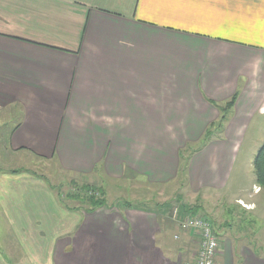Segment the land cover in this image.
Masks as SVG:
<instances>
[{
	"label": "crops",
	"instance_id": "obj_1",
	"mask_svg": "<svg viewBox=\"0 0 264 264\" xmlns=\"http://www.w3.org/2000/svg\"><path fill=\"white\" fill-rule=\"evenodd\" d=\"M234 95L223 139L189 161L193 191L225 185L264 119V0H0V127L12 114L18 160L99 187L163 184L178 173L179 137L197 141ZM127 203L66 210L40 180L0 173V264H193V232ZM228 240L216 264H264L251 242Z\"/></svg>",
	"mask_w": 264,
	"mask_h": 264
},
{
	"label": "rangeland",
	"instance_id": "obj_2",
	"mask_svg": "<svg viewBox=\"0 0 264 264\" xmlns=\"http://www.w3.org/2000/svg\"><path fill=\"white\" fill-rule=\"evenodd\" d=\"M5 115L7 116L6 124L0 127V173L27 174L40 180L46 184L62 208L87 213L95 211L96 209L93 211L86 209L89 207L87 197L92 192L84 191L83 186L85 185L94 187L95 195L103 196L105 192L104 198L108 205L115 204L117 208L121 202H142L153 209L159 207L160 211L162 209V211L170 213V217L168 213L169 222L174 221L171 218L174 207L178 208L179 215V204H184L186 207H197L199 209L197 216L207 218L211 222L215 237L220 244L219 251L221 243L226 237L229 239L226 242H233L236 246H239L241 242H251L252 250L264 255V188L257 185L253 168L254 158L264 142L263 118L256 117L253 120L242 143L237 147L225 185L220 189L203 187L199 192H196L189 186V180L184 175L186 170L183 172L182 170L188 169L191 157L202 150L211 140L223 139V135L215 129L218 119L207 126L208 134L205 129V133L203 132L197 141L186 142L182 137H179L181 145L176 150L178 175L174 179L163 184H149L147 182L140 183V181L138 183L111 181L102 177V189L97 184L87 182V178L72 176L64 172L54 161L38 158L33 161L31 156H27L24 161L18 160L17 155L7 147L8 128H11L14 118L12 114ZM212 124L213 126H211ZM187 138L185 136V139ZM206 139L211 140L202 146ZM13 171L15 173H12ZM164 203H169V207L165 208ZM238 206H242L249 212L245 214L240 211ZM223 232L224 234L221 236L220 234Z\"/></svg>",
	"mask_w": 264,
	"mask_h": 264
},
{
	"label": "built area",
	"instance_id": "obj_3",
	"mask_svg": "<svg viewBox=\"0 0 264 264\" xmlns=\"http://www.w3.org/2000/svg\"><path fill=\"white\" fill-rule=\"evenodd\" d=\"M178 208L174 207L171 212V218L177 221L181 231L193 232L198 239L197 249L194 253L193 264H216V257L219 253V241L213 231L211 222L202 216L192 215L178 217ZM177 239L178 236L174 235Z\"/></svg>",
	"mask_w": 264,
	"mask_h": 264
},
{
	"label": "trees",
	"instance_id": "obj_4",
	"mask_svg": "<svg viewBox=\"0 0 264 264\" xmlns=\"http://www.w3.org/2000/svg\"><path fill=\"white\" fill-rule=\"evenodd\" d=\"M235 98H236V95H234L227 102H225V104L223 106H218L219 111H220V116L218 118L217 125L215 123V125H216L215 129L218 130V133H220L222 131L224 123L227 121L228 113L234 104ZM211 126H213V124ZM205 132H207V129ZM207 134H208V132H207ZM206 135H205V138H206ZM207 137H208V135H207ZM209 140H211V139H206L203 142L202 146ZM253 168H254V173H255V181H256L257 185L260 186L261 188H264V142L261 145V147L259 148V150H258V152L254 158ZM185 170L187 171V169L184 168L182 170V172ZM12 173H15V171H13ZM185 174H186V172H185ZM177 175H178V173H177ZM83 190L84 191L88 190V192L90 191L89 193L92 192L91 194H89V196L87 195L88 196L87 197L88 198V204H89V207L86 208L87 211H93V210H95L97 208H101V207H104V208L112 207V205H108L106 199L104 198V195L100 196V195L94 194L96 192V190H94V187L89 186V185H85V186H83ZM125 205L130 206V204L127 202ZM163 205H165V208L169 207V203H164ZM178 206H179V218L180 219L186 215H195V214L197 215L199 212V209L197 207H186L183 204H179ZM180 213H182V215H180Z\"/></svg>",
	"mask_w": 264,
	"mask_h": 264
}]
</instances>
